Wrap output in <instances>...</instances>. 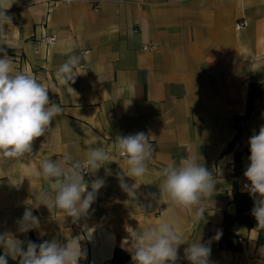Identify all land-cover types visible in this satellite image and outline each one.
Returning <instances> with one entry per match:
<instances>
[{"label": "crops", "instance_id": "1", "mask_svg": "<svg viewBox=\"0 0 264 264\" xmlns=\"http://www.w3.org/2000/svg\"><path fill=\"white\" fill-rule=\"evenodd\" d=\"M63 1L7 0L5 15L11 24L4 25L0 48L14 70L33 75L49 89L50 102L63 113L44 136L34 139L31 154L22 160L0 158V234L9 232L21 241L29 234L61 243L78 238L86 253L78 264H106L115 248L134 264L129 232H142L170 217L185 242L176 264H190L184 249L198 242L210 247V264H264L257 221L251 229L232 227L240 253L217 248L223 216L235 212L234 183L239 192H249L243 175L250 163L248 141L264 126V0ZM98 2L101 7L94 11L91 5ZM241 22L245 27L236 29ZM44 37H55V45L41 44ZM150 43L158 49L143 52L142 45ZM72 55L80 62L69 91L55 74ZM250 83L261 85L262 95L239 141L227 152L236 136L235 118L245 112ZM138 132L150 136L155 151L143 177H124L129 186L135 184L133 195L122 190L116 177L128 169L116 138ZM90 146L103 147L111 160L83 176L89 191L92 180L103 178L105 183L88 214L73 222L35 199L40 192L54 197V181L26 173L29 167L39 170L44 159L61 162L65 153L84 164ZM236 153L241 156L237 175ZM188 157L212 171L216 180L215 193L202 199L206 211L199 221L166 203L160 189L161 170ZM26 208L40 224L22 233L17 222Z\"/></svg>", "mask_w": 264, "mask_h": 264}, {"label": "clouds", "instance_id": "2", "mask_svg": "<svg viewBox=\"0 0 264 264\" xmlns=\"http://www.w3.org/2000/svg\"><path fill=\"white\" fill-rule=\"evenodd\" d=\"M9 7L7 0H0V34L5 32L4 25L11 24V17L5 15ZM0 52L4 53L3 58H0V158L22 160L26 153H32L34 139L50 130L51 122L63 113V109L59 104L50 102L48 88L33 75L14 70L12 59L3 48H0ZM79 62L80 57L69 56L56 71L57 81L66 85L69 91H73L69 83H74L75 76L72 73ZM248 143L250 163L243 175L250 183L244 187L253 197H259L254 200L252 215L258 227L264 228V126L260 127L258 134L249 138ZM116 150L128 165L127 172L123 170L116 173L120 187L128 194L135 195V184L129 186L124 177L141 178L147 173L148 163L155 151L150 136L144 132L118 136ZM110 160V154L103 147L90 146L83 165L73 161L71 154L65 153L61 162L44 159L39 170L29 167L26 174L38 176L44 181H54V197L40 192L35 193V199L50 212L54 208L59 209L66 214L65 217H71L76 222L88 214L105 183L103 178H96L92 180L89 191L82 168L94 174ZM62 164L68 166L62 167ZM160 176V189L166 195V203L192 213L197 221L204 219L206 210L201 206L202 199L215 193L216 180L212 171L198 164L195 158L188 157L179 163H169L161 170ZM17 223L18 230L23 233L39 228L40 221L39 217L33 215L31 208H26ZM129 234L134 264H176L179 247L185 243L175 220L170 217L142 232L132 230ZM23 245V241L9 232L0 234V247L4 249L0 264H8L9 256L13 259L19 257V264H78L86 256L78 238L66 243L56 239L39 244L28 241L26 249ZM184 254L190 264H210L211 249L206 244H189Z\"/></svg>", "mask_w": 264, "mask_h": 264}, {"label": "trees", "instance_id": "3", "mask_svg": "<svg viewBox=\"0 0 264 264\" xmlns=\"http://www.w3.org/2000/svg\"><path fill=\"white\" fill-rule=\"evenodd\" d=\"M262 95L261 85L256 83H250L248 85L247 97H246V107L245 112L242 116L235 118V130L236 136L234 140L228 144L226 151L229 152L232 150L236 142L239 141L243 125L249 120L251 113L254 108V103ZM240 154H235V174L241 172L239 161ZM232 203L235 206V212L231 215L224 214L223 220L221 223L222 236L218 241L217 248L219 251L230 252L231 254H237L242 251V245L238 237L232 232V227L237 224L245 226L247 229H251L254 222L256 221L255 217L252 215V209L254 207V197L249 193H241L238 191L236 184L234 183L232 191ZM24 242V248L27 247V242L32 241L34 243H42L45 241L44 238H36L32 234H29L28 237L22 240ZM257 243L260 247L264 248V228L259 229ZM0 255H4L0 253ZM8 264H19V257L16 259H10L7 257ZM128 256L119 248H115L112 253L111 259L106 264H128Z\"/></svg>", "mask_w": 264, "mask_h": 264}, {"label": "built area", "instance_id": "4", "mask_svg": "<svg viewBox=\"0 0 264 264\" xmlns=\"http://www.w3.org/2000/svg\"><path fill=\"white\" fill-rule=\"evenodd\" d=\"M63 2H64L65 4H69V3H71L70 0H64ZM91 6H92V9H93L94 11H98V10L100 9V7H101V3H100V2H98V3H94V4H92ZM243 27H245V23H244V22L238 23V24L236 25V29H241V28H243ZM40 43L43 44V45H45V46H49V47H51V46H54V45H55V43H56V39H55V37H44V38H42V39L40 40ZM157 49H158V45H156V44H152V43H150V44H144V45H142V47H141V50H142L143 52H154V51H156ZM34 53L37 54V47H34ZM207 74H208V75H211V72H210L209 70H207ZM119 157L122 158L120 155H119ZM82 165H83V164H82ZM82 171H84V172H82V175H83V176H86V175L88 174V172H87L88 169H87V168H82Z\"/></svg>", "mask_w": 264, "mask_h": 264}]
</instances>
